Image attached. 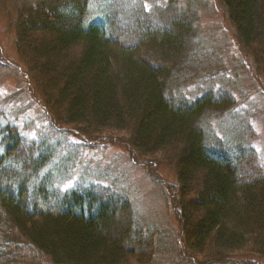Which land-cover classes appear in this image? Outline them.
<instances>
[{
    "label": "trees",
    "instance_id": "obj_1",
    "mask_svg": "<svg viewBox=\"0 0 264 264\" xmlns=\"http://www.w3.org/2000/svg\"><path fill=\"white\" fill-rule=\"evenodd\" d=\"M220 2L238 42L255 52L264 76V59L254 50L264 48V0ZM91 4L12 3L17 54L37 88L39 79L44 82L38 89L41 103L54 117L60 115L58 124L84 136L126 134L137 155L167 156L182 197L181 241L192 255L217 264L233 263L222 259L244 249L264 257V168L245 151L238 155L241 162L228 159L225 150L211 147L201 126L205 113L232 109L234 95L220 90L222 99L215 103L213 91L195 100L176 98L172 91L176 75H183L180 64L198 10L177 1L152 12L136 5V19L118 30L105 11L90 19ZM5 135L16 137L25 151H10L12 146L5 149L6 140L1 142L0 264H125L128 255H137L135 242L150 248L151 238L143 242L142 228L128 220L133 212L128 199L107 189L59 195L50 175L40 179L53 157L48 147L25 140L15 129H2L0 136ZM179 147L177 155L169 154ZM124 216L128 225H122Z\"/></svg>",
    "mask_w": 264,
    "mask_h": 264
},
{
    "label": "rangeland",
    "instance_id": "obj_2",
    "mask_svg": "<svg viewBox=\"0 0 264 264\" xmlns=\"http://www.w3.org/2000/svg\"><path fill=\"white\" fill-rule=\"evenodd\" d=\"M25 1L35 3L37 0ZM133 1L136 0H92L91 7L95 10L89 18H99L105 11L116 24L115 29L120 30L140 13L134 11L136 5L152 12L155 6L166 5L168 1H177L180 5L190 3L198 10V21L193 26L187 53L180 64L179 73L183 72V75L181 78L176 75L178 80L172 82L174 96L195 100L204 92L213 91L216 100H212L216 103L222 99L218 94L221 91L233 94L234 107L226 112L212 110L205 113L201 126L207 130L211 147L225 150L228 159L230 155V159L241 162L238 155L245 151L255 166L264 168V76L252 55L255 52L238 42L220 0ZM11 2L16 4L18 0H0V134L2 129H15L25 140L44 143L48 147L53 157L40 179L50 175L51 184L59 195L107 189L114 196L122 195L131 202L133 212L128 220L132 219L136 229L142 228L146 236L141 239L145 242L151 238L152 245L150 248L147 244L143 246L144 243L139 246L138 241L132 239L137 255H128L125 264H214L201 255H192L181 241L182 197L177 171L167 156L144 158L137 155L126 134L106 131L92 137L84 136L77 129L58 124L60 115L54 117L41 103L39 90L44 87V82L39 79L37 88L17 54L15 29L10 24V18L15 17ZM254 50L263 60L264 48ZM29 64L32 65H29L32 76L38 80L34 63ZM5 137L0 136V153L3 151L1 142L5 140V149L12 146L10 151L20 149V153H24L16 137ZM28 145L25 142V146ZM180 147L170 150L169 154L172 156L175 152L177 155ZM125 218L122 225H128ZM30 253L25 254L31 258ZM230 255H225L222 260H234L228 264H264V257L250 253L249 249Z\"/></svg>",
    "mask_w": 264,
    "mask_h": 264
}]
</instances>
